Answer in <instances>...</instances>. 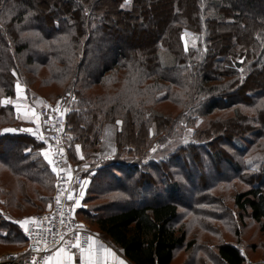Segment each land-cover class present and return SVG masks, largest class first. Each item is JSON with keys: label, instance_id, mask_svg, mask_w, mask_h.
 <instances>
[{"label": "trees", "instance_id": "16d2710c", "mask_svg": "<svg viewBox=\"0 0 264 264\" xmlns=\"http://www.w3.org/2000/svg\"><path fill=\"white\" fill-rule=\"evenodd\" d=\"M52 2L0 0V100L13 98L19 81L29 88L27 74L44 69L43 85L69 102L70 163L101 162L88 191L102 204L90 214L76 199V216L131 264H174L176 251L192 246L174 227L184 203L174 176L182 161L180 169L215 173L210 191L253 172L234 202L264 232V164L253 169L246 159L264 142V0ZM0 121L1 168L51 203L45 193L56 179L45 145L20 130L30 124H18L12 106L0 104ZM224 167L230 173L221 177ZM190 209L208 216L197 204ZM24 219L0 215V243L24 247ZM218 254L224 264L246 260L232 244Z\"/></svg>", "mask_w": 264, "mask_h": 264}, {"label": "rangeland", "instance_id": "374dc122", "mask_svg": "<svg viewBox=\"0 0 264 264\" xmlns=\"http://www.w3.org/2000/svg\"><path fill=\"white\" fill-rule=\"evenodd\" d=\"M52 1L53 0H48L50 4L53 3ZM56 10L57 9L53 7L51 9L53 12ZM152 29V31H155L154 28ZM27 75L30 80L29 88L23 81H19L17 84L22 87L20 91L26 88L24 92L31 101V104H33L35 100L40 101L36 103V105L40 107L45 106L46 103H50L58 112L67 105L64 99L61 98L62 96L58 97L60 93L58 90L53 86L43 85L45 84L46 70L39 69L37 75L33 72ZM15 99L16 95L11 98L12 103L2 105L12 106L15 115H17L16 106L18 100ZM24 102L25 107H27L26 101ZM159 107H161V109L165 108L164 105ZM36 117H38L37 122L29 126L38 130L39 118H42L41 112L39 115L37 113ZM3 124L4 123L0 121V125ZM11 124V122L8 123L10 126ZM18 124H22V122ZM23 124L26 125L24 122ZM7 129H14V127H8ZM22 129H26V127H21L20 130L22 131ZM190 134L191 131L186 133L184 142L189 141ZM224 150H229L230 155H234L235 153L229 147H226ZM43 153L44 150H42V154ZM247 158L251 161L250 165L253 169H258L260 165L264 164L263 140L258 147H255L254 150L248 154L246 159ZM233 160L234 162H240L241 158L234 156ZM44 161L46 160L44 159ZM181 164L182 161L175 165L174 176L178 174L177 179L183 187L181 190L182 196L179 197L184 203L178 208L181 216L178 222L174 224V227L176 230L186 232L187 242H192V246L179 248L175 253L174 264H224L219 257L218 247L225 244L235 245L240 249L245 259H264V232L261 230V226L255 223L249 215H244L238 210L234 202L237 195L246 192L250 188V183H253L250 174L253 172L246 171L243 178L237 179L236 177L226 184H220L215 188L212 187L210 191L207 187L212 183L211 178L212 180H217V176L214 172L208 174L203 168H200L201 172L195 173L192 169H189V167H187V169H185V167L180 169ZM100 165L101 162L97 163L93 168H88L84 165L80 166V170L84 176V186L73 199V202L77 199L76 203H81L82 210H86L90 214H93L92 210L98 208L102 204V199L100 200L97 197H92L93 195L88 191L91 186V178L96 174L95 172L100 168ZM71 166L74 165L71 163ZM220 173L221 177H226L230 171L227 167H224L220 169ZM54 176L56 179L55 174ZM185 178H188L193 184L187 183ZM37 190V185L18 179L6 168H1L0 166V215L6 221H17L16 219H27L40 215L49 209L51 203L39 202ZM54 192L55 191L50 193L46 192L45 195H52L53 198ZM209 200H212L213 203H209ZM191 203L197 204V207L205 210L208 216H196L190 209ZM71 205L73 206V204ZM77 218L86 222L91 230L94 231L96 237L93 241L96 243L94 244L93 250L95 255L101 260V264H103L105 255L101 245H103L104 248L111 249L116 257L124 261L121 250L114 249L112 244H110L106 237L97 230L95 225L88 222L84 216H77ZM24 247L0 243V260L4 259L8 254L22 252ZM82 260L84 262L83 258ZM126 262L127 264H131L128 260H126ZM107 264H117V261L109 256Z\"/></svg>", "mask_w": 264, "mask_h": 264}, {"label": "built area", "instance_id": "2783aa9c", "mask_svg": "<svg viewBox=\"0 0 264 264\" xmlns=\"http://www.w3.org/2000/svg\"><path fill=\"white\" fill-rule=\"evenodd\" d=\"M51 107L50 103L45 104L41 110V126L38 130L31 131L33 136L44 138L57 168V172H54L56 184L51 205L30 221V227L25 232L24 250L8 254L0 260V264H45L47 258L53 257L60 248L80 256V249L73 246L77 239L81 247L87 249L91 242L89 237L92 240L96 237L89 225L77 218L76 207L71 205L84 186V176L82 171L71 166L69 161L65 141L67 105L57 113H50ZM243 264H264V259H246Z\"/></svg>", "mask_w": 264, "mask_h": 264}, {"label": "snow or ice", "instance_id": "6c2138e0", "mask_svg": "<svg viewBox=\"0 0 264 264\" xmlns=\"http://www.w3.org/2000/svg\"><path fill=\"white\" fill-rule=\"evenodd\" d=\"M125 3H130V0H125ZM123 6V5H122ZM241 71H243L241 69ZM17 92L18 95L20 93V85L17 84ZM8 103H12L11 98H7V99H3L0 100V104H8ZM17 110L19 111V105H17ZM32 115H35V111L33 110ZM38 119V117H37ZM117 123H120L119 121H117ZM5 131H16L15 129H5ZM22 131H28L31 132V129H22ZM40 139H43V137H39ZM77 150H79V146H77ZM61 152L63 151L62 149L60 150ZM115 152V149H113V153ZM45 159L48 161L49 165H52V170L53 172H57V168L55 167V161L53 159H51L49 157V154L47 152L43 153ZM83 158V157H81ZM248 163H251V161H248ZM59 174V173H57ZM72 197L70 196L69 199H71ZM57 202H59V199H57ZM22 226L24 224L27 223V221L21 222ZM27 230V229H26ZM61 239H63V237H61ZM89 241H91L88 244L87 249H84L81 247L80 241L79 239H77L76 243L73 245L74 247L80 249L81 253H82V258L85 261V264H101V260L95 255L94 253V244L96 243L95 241L92 240L91 237H89ZM101 247L103 248V252H104V259H103V264H107V259L109 256H111L115 261H117V264H125V261L120 260L118 257H116L115 253L112 252L111 249L109 248H104L103 245H101ZM56 260V264H72V260L73 257L71 254L67 253L66 250L64 248H60L55 257H48L45 264H52L53 260Z\"/></svg>", "mask_w": 264, "mask_h": 264}, {"label": "crops", "instance_id": "0c3cea01", "mask_svg": "<svg viewBox=\"0 0 264 264\" xmlns=\"http://www.w3.org/2000/svg\"><path fill=\"white\" fill-rule=\"evenodd\" d=\"M22 87H20L21 89ZM26 90V88H24V90L22 89L18 95V92L16 93V99L15 100H18L17 102V105H19V111L17 110V106H16V113H17V118L20 122H24L26 124H32V123H35L37 122V113H38V105H36V103L39 101V100H35L33 104H31V101L28 99V97L26 96V93L24 92ZM25 93V94H24ZM32 99V98H31ZM14 100V101H15ZM26 101V105L27 107H25V102ZM30 101V102H29ZM40 102V101H39ZM33 110L35 111V115H32V112ZM47 152V151H44V153ZM49 154V152H47ZM43 157H44V154H42ZM49 157H50V154H49ZM45 159V157H44ZM46 160V159H45ZM46 162H48L46 160ZM31 220V218H27V219H24L22 222L24 221H27L26 224H24L22 226L23 230H25L28 226V222ZM25 228V229H24ZM114 248V247H113ZM115 249V248H114ZM70 254V253H69ZM56 255V254H55ZM55 255L53 257H55ZM72 255V254H71ZM125 263L127 264L126 262V259L124 258L123 254L121 253ZM73 257V260H72V264H85L82 260V255L80 256H77V255H72ZM52 264H56V260L54 259Z\"/></svg>", "mask_w": 264, "mask_h": 264}]
</instances>
